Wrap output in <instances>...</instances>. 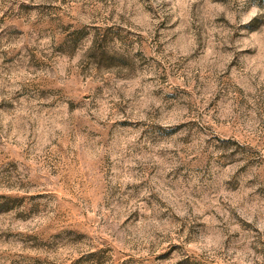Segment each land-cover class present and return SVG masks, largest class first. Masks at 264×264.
Returning a JSON list of instances; mask_svg holds the SVG:
<instances>
[{
  "label": "rangeland",
  "instance_id": "374dc122",
  "mask_svg": "<svg viewBox=\"0 0 264 264\" xmlns=\"http://www.w3.org/2000/svg\"><path fill=\"white\" fill-rule=\"evenodd\" d=\"M0 264H264V0H0Z\"/></svg>",
  "mask_w": 264,
  "mask_h": 264
}]
</instances>
